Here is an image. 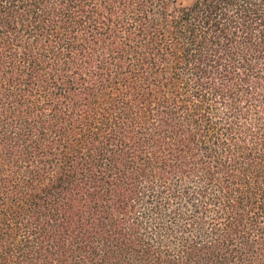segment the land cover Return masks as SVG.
I'll use <instances>...</instances> for the list:
<instances>
[{
	"label": "trees",
	"instance_id": "1",
	"mask_svg": "<svg viewBox=\"0 0 264 264\" xmlns=\"http://www.w3.org/2000/svg\"><path fill=\"white\" fill-rule=\"evenodd\" d=\"M0 264H264V0H0Z\"/></svg>",
	"mask_w": 264,
	"mask_h": 264
}]
</instances>
